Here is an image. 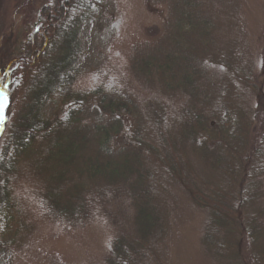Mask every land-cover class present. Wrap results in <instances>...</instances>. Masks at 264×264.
<instances>
[{
	"label": "rangeland",
	"instance_id": "1",
	"mask_svg": "<svg viewBox=\"0 0 264 264\" xmlns=\"http://www.w3.org/2000/svg\"><path fill=\"white\" fill-rule=\"evenodd\" d=\"M46 1L0 0V52L5 41L20 47ZM80 42L73 90L100 82L107 88L121 77L124 95L117 94L131 115L119 122L93 104L71 134L68 159L35 172L33 157L24 161L10 195L13 224L26 228L7 234L13 242L0 264H105L118 236L137 242L147 264H264V166L251 157L229 176L212 138L203 153L185 135L188 127L202 132L191 109L211 123L227 94L238 123L220 133L237 159L243 149L258 155L256 145L264 162V113L257 109L264 95V0H104L83 25ZM4 64L0 54V145L14 91ZM236 70L243 84L234 82ZM60 94L47 102L46 114L61 108ZM160 108L173 121L160 129L166 143L149 136ZM101 125L119 131L104 140ZM48 190L62 204L86 201L87 219L69 228L45 219L36 196ZM216 203L229 226L210 223Z\"/></svg>",
	"mask_w": 264,
	"mask_h": 264
},
{
	"label": "trees",
	"instance_id": "2",
	"mask_svg": "<svg viewBox=\"0 0 264 264\" xmlns=\"http://www.w3.org/2000/svg\"><path fill=\"white\" fill-rule=\"evenodd\" d=\"M103 3L104 0H47L37 11L35 27L27 34L20 47L14 50L12 44L5 41L1 48V60L3 58L5 62L2 66L6 72L4 79L14 86V91L4 107L11 113L8 114L0 145V253L13 242L12 238L6 237L7 234L18 231V228H26L24 223L13 224L16 220L12 211L15 209L10 195L12 192L10 184L18 176V170L24 161L33 157L30 168L40 171L52 160L59 163L62 158L68 159L74 148L72 135L75 136L77 131L75 129L85 118L84 114L89 110V106L93 104L97 107L98 114L106 117L114 115L119 122L125 119V114L131 115L127 101L117 94V90H121L124 95L125 88L121 83V77L107 88L105 87L107 84L103 82L82 91L72 88L78 74L75 63L80 55V32L93 12ZM233 76L236 84H243L242 81H246L238 70L233 72ZM59 91L61 108L56 114H46L47 102ZM229 99L230 97L225 94L218 106L211 111L217 114L214 123L213 121L208 123L210 118L206 113H199L200 110L196 108L191 109L188 114L195 118L202 132L188 127L189 132L186 131L185 135L190 137L192 144L203 153L207 152V141L212 138L216 152L224 153L228 160L226 172L229 176H234L235 169L250 161L251 157H256L254 163L259 164L257 168L262 169L264 162L259 158V155H262L261 148L258 150L256 145L253 146V152L259 154L252 156H247L243 149L239 154L241 157L237 159L234 150L220 133L222 130L225 133L227 126L233 128L234 124L238 123L236 106H232ZM257 109L264 113V95L258 101ZM163 116L164 108H160V112L157 113L159 126L150 128L149 136L151 134L158 142L166 143L165 131L160 129L164 127L166 131L169 130L173 126V121H165ZM99 128L104 130V135L100 136L104 140L119 131L112 125L107 127L101 125ZM260 129L261 125L255 130V135ZM154 154L159 155L158 149ZM165 155L166 151L164 158L168 159V155L167 157ZM54 193L55 191L48 190L36 196L42 207L41 215L45 219L63 224L66 228L75 226L79 220L87 219V211L83 207L87 205L86 201L75 206L69 203L62 204ZM211 206L214 209L210 223L217 227L229 226L226 210L220 208L217 203ZM109 251L105 264H147L144 260L145 254L139 249L138 243L128 242L121 236L113 239ZM250 257L253 261L254 257Z\"/></svg>",
	"mask_w": 264,
	"mask_h": 264
},
{
	"label": "snow or ice",
	"instance_id": "3",
	"mask_svg": "<svg viewBox=\"0 0 264 264\" xmlns=\"http://www.w3.org/2000/svg\"><path fill=\"white\" fill-rule=\"evenodd\" d=\"M4 99L6 100V99H7V97H4Z\"/></svg>",
	"mask_w": 264,
	"mask_h": 264
}]
</instances>
